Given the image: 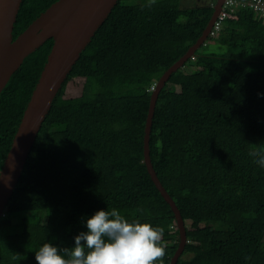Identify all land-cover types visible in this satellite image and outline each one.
<instances>
[{
    "label": "trees",
    "instance_id": "1",
    "mask_svg": "<svg viewBox=\"0 0 264 264\" xmlns=\"http://www.w3.org/2000/svg\"><path fill=\"white\" fill-rule=\"evenodd\" d=\"M57 0H23L14 39ZM118 0L55 97L0 218V264H36L50 242L72 247L82 218L116 208L165 229L164 264L181 240L171 206L144 161L152 86L199 39L213 6L195 0ZM236 0L214 39L158 96L150 154L186 223L177 264H264V17ZM264 2V0H263ZM208 39V40H209ZM27 56L0 94V170L52 49ZM81 95L66 96L72 80ZM204 223V225H201ZM13 256L16 259H13Z\"/></svg>",
    "mask_w": 264,
    "mask_h": 264
},
{
    "label": "water",
    "instance_id": "2",
    "mask_svg": "<svg viewBox=\"0 0 264 264\" xmlns=\"http://www.w3.org/2000/svg\"><path fill=\"white\" fill-rule=\"evenodd\" d=\"M23 0H0V94L25 58L48 39L54 43L40 78L24 111L11 148L0 170V218L17 187L42 124L81 53L108 18L118 0H57L42 12L17 38L13 30ZM224 0L215 4L212 17L199 39L159 78L152 92L145 126L144 161L148 171L174 212L180 229L179 247L170 264H177L187 244L181 212L161 183L150 154V137L159 93L171 75L179 70L205 43Z\"/></svg>",
    "mask_w": 264,
    "mask_h": 264
},
{
    "label": "clouds",
    "instance_id": "3",
    "mask_svg": "<svg viewBox=\"0 0 264 264\" xmlns=\"http://www.w3.org/2000/svg\"><path fill=\"white\" fill-rule=\"evenodd\" d=\"M199 1L214 8L218 0ZM154 2L155 0H151V3ZM225 4L226 0H224L203 45L210 37L216 39L219 36L223 28L222 20L239 19L238 13L230 12ZM246 5H249L250 9L259 8L260 17H264L263 0H247ZM224 8L229 16L221 18V11ZM217 21L221 22L219 29H216ZM155 87L156 85L152 86L153 91ZM249 155L254 158L255 163L264 167V148L253 150ZM82 223L87 230L75 236L74 246L61 248L50 242L44 243L35 251L36 264H164L161 259L166 255V244L163 241L165 229L163 227L142 223L139 220L129 221L116 208L97 210L90 217L82 218ZM187 224L188 222L185 221L186 231L189 230ZM13 259L16 257L13 256Z\"/></svg>",
    "mask_w": 264,
    "mask_h": 264
},
{
    "label": "rangeland",
    "instance_id": "4",
    "mask_svg": "<svg viewBox=\"0 0 264 264\" xmlns=\"http://www.w3.org/2000/svg\"><path fill=\"white\" fill-rule=\"evenodd\" d=\"M140 1L142 2V1H151V0H140ZM155 1H157V0H155ZM193 1L195 3L197 0L196 1L195 0H186L182 6L183 7H190V3H192ZM253 10L255 12H258V13L260 12L259 8H257V7H254ZM199 49L203 52L220 54V53H224L227 51V44L226 43H220L219 41L217 42L215 40L209 39V40H207V43ZM192 69L193 68L190 67L189 65H186L183 68V70L187 71V72L191 71ZM82 83H83L82 80H80V81H77L76 79L72 80L70 82L69 86L67 87L66 96L74 97V96L81 95ZM201 225H204V223H201ZM187 226L189 227L190 232L193 231L194 228L191 227V222L188 223Z\"/></svg>",
    "mask_w": 264,
    "mask_h": 264
},
{
    "label": "built area",
    "instance_id": "5",
    "mask_svg": "<svg viewBox=\"0 0 264 264\" xmlns=\"http://www.w3.org/2000/svg\"><path fill=\"white\" fill-rule=\"evenodd\" d=\"M235 2V0H226V4H225V7H228L230 5H232L233 3ZM229 16V13L225 10V8L221 11V18L225 17V16ZM220 24L221 22L220 21H217L216 22V29H219L220 28ZM214 34V32H212Z\"/></svg>",
    "mask_w": 264,
    "mask_h": 264
},
{
    "label": "bare ground",
    "instance_id": "6",
    "mask_svg": "<svg viewBox=\"0 0 264 264\" xmlns=\"http://www.w3.org/2000/svg\"><path fill=\"white\" fill-rule=\"evenodd\" d=\"M12 198V197H11Z\"/></svg>",
    "mask_w": 264,
    "mask_h": 264
}]
</instances>
